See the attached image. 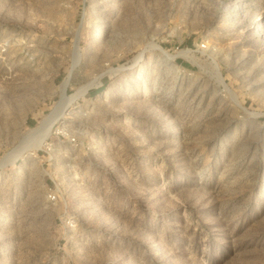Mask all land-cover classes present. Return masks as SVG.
<instances>
[{"label": "rangeland", "instance_id": "obj_1", "mask_svg": "<svg viewBox=\"0 0 264 264\" xmlns=\"http://www.w3.org/2000/svg\"><path fill=\"white\" fill-rule=\"evenodd\" d=\"M0 264H264V0H0Z\"/></svg>", "mask_w": 264, "mask_h": 264}, {"label": "bare ground", "instance_id": "obj_2", "mask_svg": "<svg viewBox=\"0 0 264 264\" xmlns=\"http://www.w3.org/2000/svg\"><path fill=\"white\" fill-rule=\"evenodd\" d=\"M69 83V75H68V77H67V79L65 80V85H67ZM72 97V96H71ZM72 99V98H71ZM56 118H57V116H56ZM53 120V119H52ZM48 127V126H47ZM46 127V128H47ZM44 129V128H43ZM46 131V130H45Z\"/></svg>", "mask_w": 264, "mask_h": 264}, {"label": "trees", "instance_id": "obj_3", "mask_svg": "<svg viewBox=\"0 0 264 264\" xmlns=\"http://www.w3.org/2000/svg\"><path fill=\"white\" fill-rule=\"evenodd\" d=\"M103 89H96V90H93L91 93H96V92H99V91H102Z\"/></svg>", "mask_w": 264, "mask_h": 264}, {"label": "built area", "instance_id": "obj_4", "mask_svg": "<svg viewBox=\"0 0 264 264\" xmlns=\"http://www.w3.org/2000/svg\"><path fill=\"white\" fill-rule=\"evenodd\" d=\"M50 197H52V198H53L54 196H53V195H51Z\"/></svg>", "mask_w": 264, "mask_h": 264}]
</instances>
